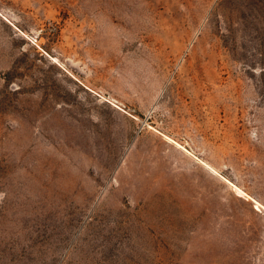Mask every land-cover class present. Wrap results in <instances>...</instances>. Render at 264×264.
<instances>
[{"label": "rangeland", "instance_id": "1", "mask_svg": "<svg viewBox=\"0 0 264 264\" xmlns=\"http://www.w3.org/2000/svg\"><path fill=\"white\" fill-rule=\"evenodd\" d=\"M0 264H264V0H0Z\"/></svg>", "mask_w": 264, "mask_h": 264}]
</instances>
